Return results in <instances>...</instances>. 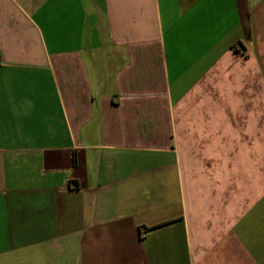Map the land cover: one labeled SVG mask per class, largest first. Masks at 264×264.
I'll return each mask as SVG.
<instances>
[{
	"label": "crops",
	"instance_id": "1",
	"mask_svg": "<svg viewBox=\"0 0 264 264\" xmlns=\"http://www.w3.org/2000/svg\"><path fill=\"white\" fill-rule=\"evenodd\" d=\"M0 264H264V0H0Z\"/></svg>",
	"mask_w": 264,
	"mask_h": 264
}]
</instances>
